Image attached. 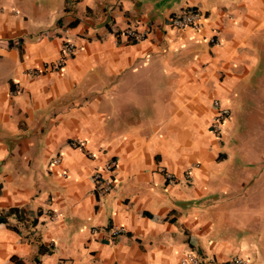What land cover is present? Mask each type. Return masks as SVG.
<instances>
[{
	"label": "crops",
	"instance_id": "crops-1",
	"mask_svg": "<svg viewBox=\"0 0 264 264\" xmlns=\"http://www.w3.org/2000/svg\"><path fill=\"white\" fill-rule=\"evenodd\" d=\"M187 11L202 27L171 28ZM248 93H264V0H0V218L26 219L0 225V264H264V193H242L227 154Z\"/></svg>",
	"mask_w": 264,
	"mask_h": 264
},
{
	"label": "rangeland",
	"instance_id": "rangeland-1",
	"mask_svg": "<svg viewBox=\"0 0 264 264\" xmlns=\"http://www.w3.org/2000/svg\"><path fill=\"white\" fill-rule=\"evenodd\" d=\"M246 97L249 101H246L244 95L233 108L229 122L231 129L227 132V150L230 151L227 154L236 158L238 168L242 167V181H238L243 184L240 187L242 193L250 194L252 189H257L261 194L264 193V177L258 180L254 177L259 169H264V93L259 99H254V93L251 96L248 93ZM242 204L245 206L253 202L249 197L244 198Z\"/></svg>",
	"mask_w": 264,
	"mask_h": 264
},
{
	"label": "built area",
	"instance_id": "built-area-1",
	"mask_svg": "<svg viewBox=\"0 0 264 264\" xmlns=\"http://www.w3.org/2000/svg\"><path fill=\"white\" fill-rule=\"evenodd\" d=\"M202 20H203V15L200 12L187 11L179 17L170 18L168 20V24L171 26V28L176 30H186V29L199 30L202 27ZM121 36L130 43H138L146 39V33L138 32L130 28L124 30ZM211 42L215 43L213 39L211 40ZM61 52H62V59L55 66H53V68L57 70L63 67L66 59L76 54V48L72 43L66 42L62 44ZM214 105L215 107L219 106L218 102H215ZM227 118H229V113L227 111H218L217 114L214 116V118L211 120V132L215 136L221 135L222 124ZM71 146L73 148H79V143L73 142L71 143ZM56 162L58 163L59 159H57ZM114 166H115V162L106 165L105 172L111 173L114 170ZM186 175L187 177H189L188 174ZM167 176L170 177V175ZM92 180H93L94 190L98 195L104 196L111 192L112 187L110 181L106 180L101 173L95 174ZM124 232H125L124 229L119 228L115 230L114 235L123 234ZM180 263L181 264H246V261L239 257H232L230 258V260L226 262H219L216 260H207L204 262H200L194 256H188L182 258Z\"/></svg>",
	"mask_w": 264,
	"mask_h": 264
},
{
	"label": "trees",
	"instance_id": "trees-1",
	"mask_svg": "<svg viewBox=\"0 0 264 264\" xmlns=\"http://www.w3.org/2000/svg\"><path fill=\"white\" fill-rule=\"evenodd\" d=\"M10 216H15L17 218V220L19 222H24L26 221L25 219V214L23 213V211L17 209V208H12L10 209L7 213H6V216L0 218V225H5L7 227H10V228H14L12 227L9 223H8V220H7V217H10ZM41 252V250H40Z\"/></svg>",
	"mask_w": 264,
	"mask_h": 264
}]
</instances>
